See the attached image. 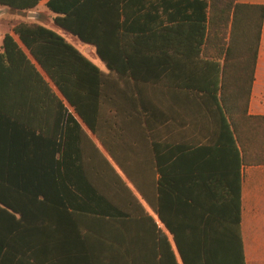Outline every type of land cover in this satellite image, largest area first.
<instances>
[{
	"label": "trees",
	"instance_id": "1",
	"mask_svg": "<svg viewBox=\"0 0 264 264\" xmlns=\"http://www.w3.org/2000/svg\"><path fill=\"white\" fill-rule=\"evenodd\" d=\"M39 1L0 0V5L22 11L33 8ZM124 5L118 0L46 2V7L56 14L53 23L91 46L105 67L118 74L124 69L121 62L127 57L128 46L145 45L154 39L147 27H140L144 33L134 27L138 26L139 19L125 17ZM196 5L199 14H187L177 22L167 21L157 36L164 44L204 45L196 53L211 59L207 62L210 80L194 84L182 82L179 86L217 94L237 168L240 162L264 164V116L247 113L264 6L238 4L235 0H203ZM193 28H198L197 33H192ZM178 53L183 58L189 55L185 49ZM105 78L106 74L61 35L42 25L19 22L11 33L3 35L0 45V264H4L5 254L17 255L25 247V223L42 219L44 207L68 205L74 198L80 204V211L101 215L109 205L89 181L85 162L76 164L79 184L69 179L72 169L63 160L64 145L58 131L62 101H65L106 149L95 126L101 122L100 96ZM238 182L236 173V192L226 194L215 204L195 195L188 205V218L180 208L172 213L170 208L166 211L160 208L159 219L171 236V243L166 241L164 232L157 230V252L167 251L172 255L175 250L181 264H245ZM175 215L179 217L177 221Z\"/></svg>",
	"mask_w": 264,
	"mask_h": 264
},
{
	"label": "crops",
	"instance_id": "2",
	"mask_svg": "<svg viewBox=\"0 0 264 264\" xmlns=\"http://www.w3.org/2000/svg\"><path fill=\"white\" fill-rule=\"evenodd\" d=\"M47 1L40 0L20 12L37 16L35 10L43 6L54 18L56 14L46 7ZM118 1L125 3L127 19H139L135 28L144 33L140 28L144 26L154 34L152 42L126 48L120 74L108 70L91 46L55 24V28L46 27L61 29L65 33L61 36L106 74L100 96L101 122L95 125L106 149L65 101L58 131L64 145L63 160L72 169L69 179L78 183L76 164L85 162L89 181L109 205L101 215L80 211L74 198L68 205L44 207L42 219L25 223V247L17 255L5 254L2 262L181 264L175 250L173 256L156 250L157 230L164 232L171 243L159 219V209L170 208L172 213L180 208L188 218V205L195 195L215 204L226 194L235 193L237 173L245 264H264V164L240 162L237 168L217 94L179 86L182 82L210 80L207 62L211 59L196 53L204 45L164 44L157 36L167 21L199 14L196 3L203 0ZM235 2L264 6V0ZM197 31L193 28L192 33ZM183 49L189 51L186 58L178 53ZM185 67L186 71L180 70ZM247 113L264 116V16ZM174 218L177 221L179 217Z\"/></svg>",
	"mask_w": 264,
	"mask_h": 264
},
{
	"label": "rangeland",
	"instance_id": "3",
	"mask_svg": "<svg viewBox=\"0 0 264 264\" xmlns=\"http://www.w3.org/2000/svg\"><path fill=\"white\" fill-rule=\"evenodd\" d=\"M35 12H37V16L29 12H20L0 7V45L3 35L5 33H11L13 26L19 22L35 23L45 27L55 28L53 16L49 14L43 6L38 7ZM55 32L59 35H63L64 33L59 28H56Z\"/></svg>",
	"mask_w": 264,
	"mask_h": 264
}]
</instances>
